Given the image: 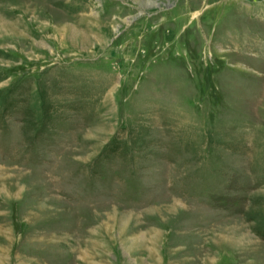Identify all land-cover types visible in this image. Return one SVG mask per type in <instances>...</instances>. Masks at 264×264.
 Wrapping results in <instances>:
<instances>
[{
	"label": "rangeland",
	"instance_id": "rangeland-1",
	"mask_svg": "<svg viewBox=\"0 0 264 264\" xmlns=\"http://www.w3.org/2000/svg\"><path fill=\"white\" fill-rule=\"evenodd\" d=\"M0 264H264V0H0Z\"/></svg>",
	"mask_w": 264,
	"mask_h": 264
}]
</instances>
